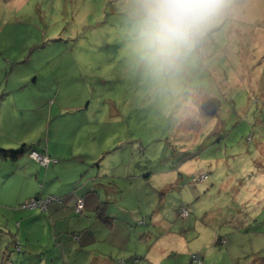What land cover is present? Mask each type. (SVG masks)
<instances>
[{"label": "rangeland", "instance_id": "1", "mask_svg": "<svg viewBox=\"0 0 264 264\" xmlns=\"http://www.w3.org/2000/svg\"><path fill=\"white\" fill-rule=\"evenodd\" d=\"M206 101L219 103V112H202ZM22 143H40L56 160L43 171L49 177L60 171L61 178L50 186L45 182L43 197L54 195L60 184L81 192L91 186L104 197L118 183L117 199L135 217L130 232L109 237L116 249L99 258L102 264H136L142 252L152 255L154 242L157 253L172 249L164 264H204V252L214 264H259L264 0H237L170 91H161L139 60L127 0H0V146L15 150ZM27 158H0V246L17 235L20 215L42 214L20 207L44 183L42 170L39 179H23ZM125 171L136 177L108 179ZM20 190L32 196L17 195V204L10 195ZM150 204L159 213L154 220L152 212H143ZM142 218L144 224L136 225ZM161 218V230H171V236L161 240L155 234L151 243V236L135 232ZM115 229L113 234L125 233ZM46 230H34L41 243ZM37 245L23 243L22 254L10 248L4 264H20L30 254L27 264L55 261ZM195 255L199 261H191Z\"/></svg>", "mask_w": 264, "mask_h": 264}, {"label": "crops", "instance_id": "2", "mask_svg": "<svg viewBox=\"0 0 264 264\" xmlns=\"http://www.w3.org/2000/svg\"><path fill=\"white\" fill-rule=\"evenodd\" d=\"M47 150L49 151V153H51L52 151H50L49 148ZM16 167L18 168V166ZM30 167L31 165H25L24 167H22L24 172H26L24 173L23 179H27L29 178V176L35 179H39V177H41V173L43 172L44 174V177L42 178L44 183L40 182L42 184H40V186L35 187L33 196H45L47 192L45 190V182L48 181V185L50 186V183L53 184L55 183V180L61 178L60 171L52 170L50 173H55L54 177H49V170H46L48 171L46 172L45 170L43 171L42 168L40 169L38 166H35L33 169H30ZM27 169H29L30 171ZM10 175H7L5 179ZM114 176L115 177L111 176L108 179L118 178L119 180L125 181V179L132 178L133 174H129V171H125L121 175L119 173V175ZM4 182L6 183L7 180ZM112 186L114 189L109 188L110 190H112L111 193L105 189L104 197H98L93 194L91 186H87V189L81 192L80 189L75 191L74 185L67 186L64 184H60L54 192V195L60 196L62 198V203L58 205H50L48 207L47 216L42 214L36 215L28 212H26L28 213L27 215H20L21 222L19 223V229L17 230L18 233L15 236L13 235L10 240L19 241L21 246L23 243L27 246H31L32 243H38L37 246H39L40 250H42L46 254V256L51 257L52 261L55 260V263L50 262V264H102L99 258H106L109 251H114L116 249V243L109 241V237L112 235H115L117 237L130 232V230L132 229L131 226L134 221L132 216L135 217L134 214L131 212H124L125 207L123 206V204H121V202H119L120 200L117 199V195H120L121 193V191L119 193L118 183H115ZM94 190H96V187L94 188ZM14 193L15 194L10 195V198L14 197V200L17 204H19V198L17 197V195L20 194L21 196L23 194L26 197L32 196V192L29 195L24 193V190H20L19 192ZM120 196L122 197V195ZM80 197L83 198V212L86 216H93V212L100 202H105L108 204L107 215L113 219V226L111 230H107L105 228L107 231L104 232V226H102V224L94 218H91L90 220L86 219L87 217H84L81 220H72L69 218V216L72 215V208L76 202V199ZM7 198L9 197L7 196ZM153 203H157V200H155ZM152 204L149 205V208H144L143 212L145 214H150L152 212V220H154L156 214L159 213L157 208L154 207ZM164 221H166V219L164 218H161L154 224L153 221H150L149 225H147L145 228H142L141 230L135 232L138 233L140 236H146V234L151 236V243L152 240H154L155 234L162 240L172 235L171 230H169L168 232L166 230L164 232L161 230L160 225ZM37 226H40L41 228H47V230L45 231L46 236L44 237L41 234V237L47 240L46 242L41 243L40 236H38L34 231ZM93 228L97 229L101 233V239H98L96 237ZM115 228H117V230L119 229L121 231H124L125 233L117 232V234H113L116 230ZM77 234L79 238L78 244L73 240L74 238H72L73 235L76 236ZM4 235V232L0 230V237H2V239L5 238ZM156 239L158 240V238ZM213 239H216L214 231ZM156 243L157 242L151 244L152 255L149 256L142 252V254L144 255H141L142 260H139L138 262H136V264H164L161 259L166 258L168 254L172 252V249L171 247H167L165 248V250H162L161 254L157 253V247L155 245ZM8 244V240H2V245L0 246V264H4V253L7 249L10 250L11 248L10 246L7 247ZM226 245H229V241L226 242ZM54 253L55 255L53 256ZM209 253L210 252H204V264L205 262H209V260H205V258L209 256ZM65 254H68L67 258H64ZM71 254H74L75 256L70 257ZM82 255H85L86 257ZM28 262L31 261L24 260V262H20V264H27ZM39 263L43 264L42 261H40ZM104 264L110 263L104 262ZM207 264L214 263L209 262Z\"/></svg>", "mask_w": 264, "mask_h": 264}, {"label": "clouds", "instance_id": "3", "mask_svg": "<svg viewBox=\"0 0 264 264\" xmlns=\"http://www.w3.org/2000/svg\"><path fill=\"white\" fill-rule=\"evenodd\" d=\"M237 0H127L135 49L147 75L170 91L212 26Z\"/></svg>", "mask_w": 264, "mask_h": 264}, {"label": "trees", "instance_id": "4", "mask_svg": "<svg viewBox=\"0 0 264 264\" xmlns=\"http://www.w3.org/2000/svg\"><path fill=\"white\" fill-rule=\"evenodd\" d=\"M216 109H217V111L219 112V103L218 104H216ZM2 148H4V147H0V158H1V160L2 161H11V162H17L19 159L21 160L22 158H23V156L25 155V154H28V160H27V162L29 161V163H31V164H27V162H23V163H25V164H27V165H33V163H37V165H35L34 164V167L36 166H38L40 169L42 168V169H49L52 165H54L55 164V162H56V160H54V159H51V155H50V153H49V151L46 149V148H43L41 145H40V143H36V144H34V143H30V144H26V143H22L21 145H19L15 150H6V149H2ZM32 154H36V155H38V156H40V157H42V158H46L47 160H48V164L46 165V166H43V165H41L40 164V162L39 161H37L36 159H34L33 157H32ZM22 161V160H21ZM17 168V167H16ZM16 168H13L14 170L16 169ZM13 169H11V172H9V173H7V174H5L4 176L6 177L7 175H10L11 173H13L14 171H13ZM46 171V170H45ZM140 174H142V173H140ZM147 174H150V173H145L144 174V177H146L147 176ZM136 177V175H135V171H134V173H133V176L132 177ZM119 193H120V191H119ZM49 198H51V200H49V202L48 203H46V205H45V208L44 209H41L40 207H35V208H28L27 207V205L31 202V201H39V200H41V201H46V200H48ZM31 201L30 202H28V203H26V204H23V205H21L20 207L22 208V209H29V210H31V209H40V211H41V213L43 214V215H45V216H47V213H48V207L50 206V205H54V204H61L62 203V198L60 197V196H58V195H50V196H48V197H43V196H41V195H35L34 197H33V199H31ZM79 201H81V203H82V205H81V207H80V210H76V208H77V205L79 204L78 202ZM107 203H105V202H100L98 205H97V207L95 208V210H94V212H93V216H86V215H84V202H83V199L82 198H77L76 199V202H75V204H74V206H73V208H72V215L71 216H69V218L70 219H74V220H81V219H83L84 217L86 218V219H96L97 221H99L101 224H102V226H104L107 230H111L112 229V226H113V219L112 218H110L108 215H107ZM83 206V207H82ZM134 222V221H133ZM144 222H145V219L144 218H142V220L141 221H137V223H136V225H143L144 224ZM7 234H9V233H7ZM72 238H74L73 240L75 241V242H78V240H79V238H78V234L75 236V235H73L72 236ZM9 244H8V246L7 247H13V249H14V251L17 253V254H22L23 252H25V251H23L22 250V247H21V244H20V242L19 241H17V240H15V241H11L10 240V242H8ZM7 251H8V253H7ZM10 252H9V250L7 249L6 250V252L4 253V260H7L8 258H9V256H10ZM36 256V255H35ZM31 257H34V255H27L26 257H24L23 258V260H28V259H31ZM37 257H39V256H37ZM191 261H192V257H191ZM259 261H260V263L259 264H264V259L263 258H259ZM254 263H256V261H254Z\"/></svg>", "mask_w": 264, "mask_h": 264}, {"label": "built area", "instance_id": "5", "mask_svg": "<svg viewBox=\"0 0 264 264\" xmlns=\"http://www.w3.org/2000/svg\"><path fill=\"white\" fill-rule=\"evenodd\" d=\"M32 157H33L34 159H36L37 161H39L40 164L43 165V166H46V165L48 164V160H47L46 158H42V157H40V156H38V155H36V154H32ZM49 200H51V198H49V199L46 200V201H41V200H39V201H31V202L27 205V207H28V208L40 207L41 209H44L46 203H48ZM78 203H79V204L77 205L76 210H80V207H81V205H82L81 201H79ZM193 260H194V261H195V260H196V261H199V260H200V259H199V256H198V255L192 256V261H193Z\"/></svg>", "mask_w": 264, "mask_h": 264}, {"label": "water", "instance_id": "6", "mask_svg": "<svg viewBox=\"0 0 264 264\" xmlns=\"http://www.w3.org/2000/svg\"><path fill=\"white\" fill-rule=\"evenodd\" d=\"M216 109V105L212 101H206L201 105V110L204 112L207 116H211Z\"/></svg>", "mask_w": 264, "mask_h": 264}, {"label": "bare ground", "instance_id": "7", "mask_svg": "<svg viewBox=\"0 0 264 264\" xmlns=\"http://www.w3.org/2000/svg\"><path fill=\"white\" fill-rule=\"evenodd\" d=\"M83 207V206H82Z\"/></svg>", "mask_w": 264, "mask_h": 264}]
</instances>
